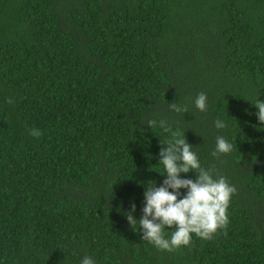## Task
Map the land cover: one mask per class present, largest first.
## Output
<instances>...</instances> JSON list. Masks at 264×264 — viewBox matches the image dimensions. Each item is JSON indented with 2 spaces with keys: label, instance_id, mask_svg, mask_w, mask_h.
I'll return each mask as SVG.
<instances>
[{
  "label": "trees",
  "instance_id": "trees-1",
  "mask_svg": "<svg viewBox=\"0 0 264 264\" xmlns=\"http://www.w3.org/2000/svg\"><path fill=\"white\" fill-rule=\"evenodd\" d=\"M257 99L264 0H0V264H264ZM162 119L236 188L227 228L173 252L124 215L165 179Z\"/></svg>",
  "mask_w": 264,
  "mask_h": 264
},
{
  "label": "clouds",
  "instance_id": "clouds-1",
  "mask_svg": "<svg viewBox=\"0 0 264 264\" xmlns=\"http://www.w3.org/2000/svg\"><path fill=\"white\" fill-rule=\"evenodd\" d=\"M207 95L201 92L194 103L200 112L208 109ZM11 104L12 100H6ZM254 107L257 119L264 125V101H255ZM170 109L177 113H187L188 106L169 104ZM215 127L223 129L226 124L222 120H216ZM156 120H149L147 126L155 127ZM159 127L171 134L167 140V146L161 147L159 162L164 166L165 177L162 184L157 187L155 182L149 181L143 193L142 215L136 220L133 213L136 205L133 203L130 210L124 213L128 224L132 227L139 223L142 229V239L154 245L159 250L173 252L181 247L191 245L192 236L202 240H211L219 230L226 229L229 223L227 209L231 197L236 193V188L223 176L214 178V169L201 166L199 157L193 151V147L186 142L185 132L173 131L168 126L167 120H160ZM29 135L39 138L43 133L36 128L29 131ZM233 145L223 136L216 138L213 157L231 153ZM189 172L195 174V180L181 178L182 174ZM186 190L181 197L180 190ZM171 230V235H166V230ZM81 264H95L88 256L81 260Z\"/></svg>",
  "mask_w": 264,
  "mask_h": 264
}]
</instances>
